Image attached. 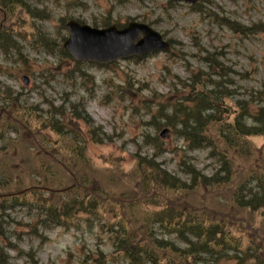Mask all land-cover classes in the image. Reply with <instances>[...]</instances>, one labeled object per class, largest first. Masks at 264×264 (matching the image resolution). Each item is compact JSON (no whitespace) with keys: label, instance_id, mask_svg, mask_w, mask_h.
<instances>
[{"label":"trees","instance_id":"obj_1","mask_svg":"<svg viewBox=\"0 0 264 264\" xmlns=\"http://www.w3.org/2000/svg\"><path fill=\"white\" fill-rule=\"evenodd\" d=\"M32 4L0 0V53H21L19 37L29 28L24 17L50 16L43 9L36 13ZM110 24L109 19L104 23ZM226 24L243 31L229 19ZM38 39L51 44L41 32ZM203 59L208 69L179 79L172 95L154 93L159 107L148 125L156 133L143 134L153 154L138 150L131 155L128 173L118 165L108 166L102 172L106 178L95 171L86 139L64 125L63 107H53L45 118L0 86V237L5 238L0 240V264H16L21 255L31 264H41L34 249L24 252L7 237L4 215L17 207L34 211L45 227L65 228L81 221L92 226L111 211L113 220L103 227L112 251H98L89 257L91 264H264V86L251 102L258 105L238 101L237 110L229 99L233 92L227 86L232 81L229 73L211 54ZM76 69L81 70L79 64ZM115 88L127 91L125 85ZM82 107L72 103L70 109L76 118L87 120L79 113ZM165 127L183 141L186 151L209 149L219 162L216 171L205 174L185 160L186 154L179 163L186 178L167 170L159 160L165 151L159 132ZM89 133L90 142L101 143L102 137ZM259 138L263 143L255 148L254 139ZM252 156L253 163L239 175L235 160L245 162ZM114 173L119 181L131 176V188H115L120 182ZM8 249L17 253L16 258Z\"/></svg>","mask_w":264,"mask_h":264},{"label":"rangeland","instance_id":"obj_2","mask_svg":"<svg viewBox=\"0 0 264 264\" xmlns=\"http://www.w3.org/2000/svg\"><path fill=\"white\" fill-rule=\"evenodd\" d=\"M80 1L67 5L63 0H33L36 13L43 9L50 16L24 17L29 28L21 33V53H0V86L23 105L32 107L39 116L48 118L53 107H63L64 125L73 135L77 133L86 139L95 171L105 178L106 174L102 172L108 166L118 165L128 173L131 155L138 150L153 154L152 146L143 141V134L154 136L156 133L148 125L159 107L154 93L170 96L179 79H188L198 69L207 70L203 56L211 54L229 73L232 81L227 86L233 92L228 94L235 109L238 110V101L251 104L263 90L264 0H200L196 9L181 0ZM70 18L99 28H104L102 25L107 19L122 27L131 20L145 22L171 40L173 46L171 51L153 52L141 58L132 56L109 66L76 62L61 51L68 36L67 30L62 28V20ZM228 19L241 25L243 31L232 30L226 25ZM31 24L35 28H31ZM40 32L51 40L50 45L39 42ZM77 63L89 77L81 78L76 70ZM24 78L28 80L27 84ZM82 80L87 85H83ZM115 85H125L127 91L117 92ZM78 102L85 106V109L79 108L80 115L89 119L76 118L72 113L71 103ZM258 104L254 102L251 106ZM97 126L103 129L99 131ZM91 130L93 137L103 138L101 143L90 142ZM45 132L50 138L54 136ZM10 135L15 136V133L11 131ZM161 140L165 151L159 160L172 173L186 178L179 165L184 154L186 161L193 162L207 175L219 167L209 149L186 151L183 141L172 133ZM262 143L263 138L254 139L255 148ZM254 158L244 162L238 157L235 171L244 175ZM117 175H112L120 182V185L114 184L115 188L130 189L128 180L131 176L119 181ZM196 199L201 200V196L197 195ZM112 220L109 211L105 213V220H94L90 223L92 226L81 221L67 228L45 227L34 211L17 207L4 215L2 224L7 229V237L24 252L34 249L41 264H91L89 257L98 251H112L106 227H103L105 222ZM253 221L259 222L258 219ZM4 239L0 237V240ZM7 251L16 258L15 251ZM16 264L31 262L21 255Z\"/></svg>","mask_w":264,"mask_h":264},{"label":"water","instance_id":"obj_3","mask_svg":"<svg viewBox=\"0 0 264 264\" xmlns=\"http://www.w3.org/2000/svg\"><path fill=\"white\" fill-rule=\"evenodd\" d=\"M67 27L70 36L65 41L64 47L77 60L109 63L134 54L170 49V43L165 41L159 32L144 23L131 22L123 29H118L117 26L97 29L70 20ZM141 35L143 36L139 38ZM166 132L167 130L164 134Z\"/></svg>","mask_w":264,"mask_h":264}]
</instances>
